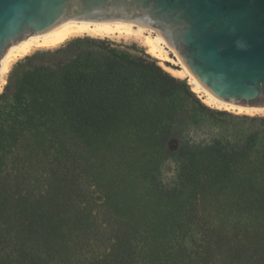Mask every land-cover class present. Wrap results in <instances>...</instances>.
<instances>
[{"label":"trees","instance_id":"16d2710c","mask_svg":"<svg viewBox=\"0 0 264 264\" xmlns=\"http://www.w3.org/2000/svg\"><path fill=\"white\" fill-rule=\"evenodd\" d=\"M225 116L136 45L25 56L0 93V264H264V117L231 142Z\"/></svg>","mask_w":264,"mask_h":264},{"label":"water","instance_id":"95a60500","mask_svg":"<svg viewBox=\"0 0 264 264\" xmlns=\"http://www.w3.org/2000/svg\"><path fill=\"white\" fill-rule=\"evenodd\" d=\"M69 16L154 27L210 104L264 108V0H0V61L10 45L50 36Z\"/></svg>","mask_w":264,"mask_h":264},{"label":"bare ground","instance_id":"6f19581e","mask_svg":"<svg viewBox=\"0 0 264 264\" xmlns=\"http://www.w3.org/2000/svg\"><path fill=\"white\" fill-rule=\"evenodd\" d=\"M151 26L145 25L135 19H107V20H87V19H77L74 17H67L64 22L59 26V28L50 36L29 40L26 36L23 37L21 44L10 45L3 58L0 61V90L3 84V74L8 70L7 67L10 62L17 57H21L29 53L33 48L42 47H55L67 41L69 38L75 35H90L100 38H110L121 35L135 34L140 36L144 32H150L152 30ZM161 32V31H160ZM162 34V33H161ZM149 39L150 52L156 56L161 57V49L169 48L170 51L173 50L167 45L163 38V35ZM174 53V52H173ZM182 69V68H181ZM182 73L184 74L183 70ZM185 75V74H184ZM193 91L201 94L205 104L221 108L229 111H236L239 113H256L264 111V108L253 109H227L220 106L210 104L208 96L199 89L193 82H191Z\"/></svg>","mask_w":264,"mask_h":264},{"label":"rangeland","instance_id":"374dc122","mask_svg":"<svg viewBox=\"0 0 264 264\" xmlns=\"http://www.w3.org/2000/svg\"><path fill=\"white\" fill-rule=\"evenodd\" d=\"M151 32V31H150ZM150 32H144L140 36H136L135 34H129V35H121V36H115L110 38H100V37H94L90 35H75L71 38H69L64 43L57 45L55 47H40V48H33L29 53L26 55H23L21 57L15 58L13 61L10 62V65L7 67V71L5 74H3V84L0 90V93L3 91V87L7 83L8 77L13 70L15 64L17 62H20L25 56L32 55L37 52H46V51H52L54 49H57L67 43L70 40H73L75 38H93V39H100V40H110L112 42H115L117 44H124V45H136L137 47L143 49L146 51V53L150 54L152 57L156 58L159 62V64L170 74L173 76L183 79L187 81V83L190 85V87L193 90L191 81L182 73L181 66L175 56V54L170 51L169 48L161 49V57L156 56L153 53H151L150 50V44L149 39L154 38V36ZM195 92V91H194ZM203 101V97L201 94L195 92ZM204 102V101H203ZM207 105V104H206ZM211 108L218 109L220 111H225L227 113H231V115H234L235 117H221L218 118L217 123L215 124L212 135L219 134L220 137H223L224 139H229L231 142L240 141L244 139V137L254 131H262V129L259 127L258 123L255 121L249 120L247 117H264V111L254 112V113H239L236 111H229L221 108H216L210 105H207ZM264 137V131L260 133V138ZM174 164L172 163H166L162 168V178L164 182H170L174 178ZM96 196V194H95Z\"/></svg>","mask_w":264,"mask_h":264},{"label":"clouds","instance_id":"9594fccd","mask_svg":"<svg viewBox=\"0 0 264 264\" xmlns=\"http://www.w3.org/2000/svg\"><path fill=\"white\" fill-rule=\"evenodd\" d=\"M241 46V43L240 42H238V47H240Z\"/></svg>","mask_w":264,"mask_h":264}]
</instances>
